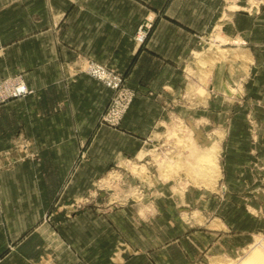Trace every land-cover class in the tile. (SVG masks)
<instances>
[{"label": "rangeland", "instance_id": "1", "mask_svg": "<svg viewBox=\"0 0 264 264\" xmlns=\"http://www.w3.org/2000/svg\"><path fill=\"white\" fill-rule=\"evenodd\" d=\"M30 2L39 10L46 0ZM47 2L58 5L60 0ZM224 2V21L245 15L255 23L243 24V39L236 33L228 38L215 27L200 40L187 70L195 83L186 96H195L196 107L181 108L175 125H161L162 132L137 141L138 154L118 156L104 170L101 157L86 152L89 141L77 156L68 157L26 155L29 145L23 139L11 144L21 149L20 155L10 151L3 158L6 170L20 169L13 179H32L33 162L38 184H46L35 194L36 229L46 239L49 264H236L264 245V0ZM28 3L0 0L5 39L27 32ZM44 16L38 11V29ZM153 27L144 21L135 43L143 45ZM140 31L147 32L142 43ZM25 49V44L15 46L0 62V73L5 72L0 76L1 116H8L4 108L34 94L31 85L44 82L45 60L38 57L37 75L29 76L34 61ZM90 66L119 76L134 94L127 112L135 93L125 76L96 63L85 66L86 75L111 92L94 130L121 131L127 112L116 127L101 122L113 90L88 72ZM49 72L57 80L54 64ZM21 86L27 93L16 96ZM10 120L0 128L11 129ZM21 190L33 195L32 187Z\"/></svg>", "mask_w": 264, "mask_h": 264}, {"label": "crops", "instance_id": "2", "mask_svg": "<svg viewBox=\"0 0 264 264\" xmlns=\"http://www.w3.org/2000/svg\"><path fill=\"white\" fill-rule=\"evenodd\" d=\"M30 1L27 32L5 39L0 27V62L21 44L34 61L29 76L37 75L38 57L45 60L44 82L31 85L33 95L4 108L8 116L0 115V123L12 119L11 129L0 128V264H49L46 239L36 229L35 194L46 184H38L36 163H29L32 179H13L20 169L6 170V153L21 154V149H11L15 140H27L26 155L41 157L77 156L89 141L86 152L101 157L98 163L104 170L118 156L136 155L137 141L162 132L161 125H175L181 108L196 107L195 96H186L195 83L187 70L200 40L211 36L215 27L228 38L236 33V39H243V24L255 23L245 15L224 21V0H60L58 5L46 0L39 10ZM38 11L45 12L39 29ZM53 12L55 17L49 18ZM148 20L154 23L153 31L138 45L134 37ZM88 63L125 76L135 93L121 131L94 130L111 92L86 75ZM53 64L58 72L55 81L49 72ZM31 187L32 196L30 191L21 192Z\"/></svg>", "mask_w": 264, "mask_h": 264}, {"label": "built area", "instance_id": "3", "mask_svg": "<svg viewBox=\"0 0 264 264\" xmlns=\"http://www.w3.org/2000/svg\"><path fill=\"white\" fill-rule=\"evenodd\" d=\"M147 30L150 29V25L145 26ZM146 31H140L138 42L142 43L146 37ZM88 72L102 81L108 88L113 90V95L110 101V105L106 113L103 115L101 122L110 127H116L124 114L127 112L134 94L124 87L123 81L119 76L113 75L101 68L90 66ZM16 96L25 95L27 90L24 86L19 87L16 91Z\"/></svg>", "mask_w": 264, "mask_h": 264}, {"label": "bare ground", "instance_id": "4", "mask_svg": "<svg viewBox=\"0 0 264 264\" xmlns=\"http://www.w3.org/2000/svg\"><path fill=\"white\" fill-rule=\"evenodd\" d=\"M205 158L207 160L209 159L206 156H205ZM202 159H204V158H201V160ZM203 161H206V160L204 159ZM206 162L208 163L209 160ZM208 165H210V164H208ZM236 264H264V245L258 244V246L256 248H253L250 252L247 253L246 257L244 258V260H242V262L236 263Z\"/></svg>", "mask_w": 264, "mask_h": 264}]
</instances>
